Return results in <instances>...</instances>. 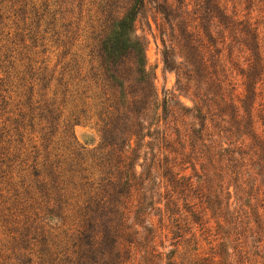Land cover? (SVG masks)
<instances>
[{
	"label": "trees",
	"instance_id": "trees-1",
	"mask_svg": "<svg viewBox=\"0 0 264 264\" xmlns=\"http://www.w3.org/2000/svg\"><path fill=\"white\" fill-rule=\"evenodd\" d=\"M110 1L103 0L102 16L97 17L101 28L93 34L95 43L92 47L87 45L89 52L83 53L84 57L77 52L74 54L83 61L70 58L62 65L60 80L64 82L69 71L70 78L61 90L63 100L68 95L79 115L91 112V116L99 118L106 152L94 158L97 168L86 166V157L81 152L65 156L49 149L51 142L45 149L41 148L44 139L39 145H31L27 153V163L33 156L32 164L27 166L28 176L42 201L49 204L48 213L65 220L67 211L76 219L73 257H68L67 262L138 264L130 245L136 244L139 226H142L137 220L149 216L147 207L153 203L152 170L168 184L192 185L185 182L189 179L186 174L189 165L184 158L195 155L207 179L211 177L210 171L217 178L222 173L230 176L221 190L224 194H216L213 199L215 209L210 199L205 200L206 208L213 211L206 222L215 219L217 226L227 227L220 236L222 249L215 253L217 262L214 264H264L262 30L251 21V16H247L249 13L245 18H234L228 12L227 0L208 1L209 6L218 9L219 31L216 36L206 27L205 42L198 24H187L183 29L176 22L179 37L186 40L187 52L182 55L181 62L187 68L182 71V67H176L179 82L184 89L192 91L198 103L193 108L168 102L161 107L147 63L129 34L135 5L145 0H134V6L122 10L121 38L116 44H110L107 39L109 18L102 19ZM14 3V0H0V68L1 63L9 60L8 44L3 42L4 29L8 26L4 21L10 17L7 11ZM188 5L184 0H180V6L175 4V10H181L174 14L175 19L184 16ZM159 6L162 12H168L165 5L160 3ZM14 11L18 13L17 8ZM42 14L40 12V16ZM55 21L54 15L49 24ZM11 32L9 29L6 33L10 35ZM239 33L243 36L239 37ZM60 41L65 49L66 41ZM177 46L175 43L173 47ZM69 53L64 50V55ZM241 57H244L243 65H239ZM27 58V87L32 88L35 79L44 78L48 67H36ZM165 59L169 62V57ZM235 69L244 78L242 90L236 89L234 84ZM1 71L6 72V69ZM118 77L125 81H119ZM3 79L0 76V84ZM57 93L55 91L54 95ZM137 151L141 153L135 158ZM42 152L44 159L38 162ZM179 157L182 160L172 164ZM37 164H41L43 170ZM176 164L180 166L178 170L173 168ZM67 195L68 200L65 199ZM43 241L46 242L45 237Z\"/></svg>",
	"mask_w": 264,
	"mask_h": 264
},
{
	"label": "rangeland",
	"instance_id": "rangeland-1",
	"mask_svg": "<svg viewBox=\"0 0 264 264\" xmlns=\"http://www.w3.org/2000/svg\"><path fill=\"white\" fill-rule=\"evenodd\" d=\"M208 1L184 0V3H189L188 9L178 19L174 14L181 13V10H175L174 6H180V0H145L135 5L129 34L132 41L139 45V53L147 63L161 107L168 102L178 107L193 108L198 103L192 91L184 89L179 82L176 67H182V71L187 68L181 64L182 55L187 52L184 46L186 40L179 37L176 22L183 29L187 24H198L204 42L207 41L206 27H210L218 36V9L209 6ZM227 1L228 12L234 18H245L249 13L247 16H251V21L256 22L262 30L264 43V0ZM14 2L13 8L7 11L10 17L4 21L8 26L4 29L3 42L8 44L9 60L1 63L0 68V76L4 77L0 84V264H69L67 258L73 257L76 219L67 211L65 220L48 213L49 204L42 201L28 176L27 166L32 164L33 156L27 163V153L31 145H39L44 139L41 148L45 149L51 142L49 149H55L65 156H74V151L81 152L86 157V166L96 167L94 158L106 152L99 118L91 116V112L79 115L68 95L63 100L61 90L64 82L70 78L69 71L65 74L64 82L60 81L62 65L70 58L83 61L82 57L74 54L77 52L84 57L89 52L87 45L92 47L95 43L93 34L101 28L97 17L102 16L104 3L103 0H84L83 3L80 0ZM110 3L102 19L109 18L107 39L110 44H116L121 38V12L128 6H134L135 1L111 0ZM160 3L165 5L167 13L161 11ZM15 8L18 9L17 14ZM183 9H186V5ZM40 12L43 13L41 16ZM54 15L56 23L49 24ZM9 29L12 32L7 35ZM238 36L243 35L239 33ZM61 39L67 43L65 49ZM175 43H178L177 47H173ZM66 49L70 53L64 55ZM27 56L36 67H48L44 71V78L35 79L32 88L27 87ZM165 57H169V62ZM243 59L241 57L239 65H243ZM2 69H6V72H2ZM237 73L235 69L233 81L236 89L242 90L244 78ZM118 80L125 81L120 77ZM186 83L184 80V85ZM55 91L58 93L54 95ZM114 137L118 139L116 135ZM179 150L182 151L181 148ZM140 153L137 151L134 157ZM43 154L37 159L38 162L44 159ZM184 159L185 164L189 165L186 170L189 179H185V182L192 185L168 184L164 177L158 178L155 170H152L155 180L153 203L147 207L149 216L137 220L142 226H139L136 244L130 245L138 264L217 262L214 255L222 249L220 236L227 227L221 224L217 226L212 218L206 222L213 211L206 208L208 204L205 200L210 199L215 209L213 199L226 187L230 176L222 173L217 178L210 171L211 177L207 179L195 155ZM181 160L179 157L172 164ZM37 167L43 170L41 164H37ZM179 167V164L173 166L176 170ZM91 171L97 172L98 169ZM31 196L36 199L31 200ZM68 198L69 195L65 197L66 200ZM63 206L66 207V203ZM197 217H201V220H197ZM146 219H150V222ZM44 237L46 242L43 241Z\"/></svg>",
	"mask_w": 264,
	"mask_h": 264
}]
</instances>
